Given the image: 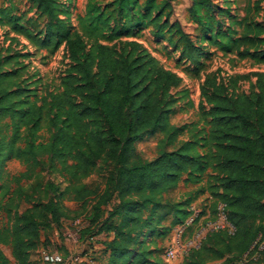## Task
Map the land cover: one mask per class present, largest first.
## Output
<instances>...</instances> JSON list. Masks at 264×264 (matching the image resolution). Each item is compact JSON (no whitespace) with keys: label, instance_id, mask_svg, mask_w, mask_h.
I'll list each match as a JSON object with an SVG mask.
<instances>
[{"label":"trees","instance_id":"obj_1","mask_svg":"<svg viewBox=\"0 0 264 264\" xmlns=\"http://www.w3.org/2000/svg\"><path fill=\"white\" fill-rule=\"evenodd\" d=\"M31 1L37 16L28 19L29 25H13V30L50 50L64 44L71 67L62 81L61 93L49 95V99L31 97L28 85L15 82L18 71L6 68L19 56L4 55L0 48V166L11 158L34 166L41 156L47 155L53 166L61 165L59 171L70 176L69 180H80L91 175L101 161L110 162L111 173L102 192L75 189L74 200L82 201V206L90 210L76 216L73 223L77 219L85 222L80 239L86 238L90 243L96 238L101 243V235H111L109 241L101 244L111 253L113 262L124 260L122 264H155L149 259L148 250L141 247L134 252L130 246L150 228L163 195L176 190L181 183H201L211 170L206 189L213 200L211 214L215 217L218 205L225 204L228 221L236 232H209L200 247L185 256L190 264H202L190 260L204 251L213 252L208 247L213 242L225 246L224 238L228 237L226 246L236 251L226 256L225 262L234 264L264 231V81L258 79L248 93H237L240 76L226 81L221 70L208 75L200 92L209 107V129L194 134L193 127L179 128L168 121L169 110L176 103L172 90L182 79L160 67L139 42L129 41L116 49L95 41L88 49L83 37L73 31L70 20L61 17L59 0ZM176 5L177 0H167L152 22L161 35L160 28L168 26L178 38L182 56L199 67L202 48L184 29L180 16L176 17ZM258 5H248L240 22L229 9L217 7L213 0H189L187 12L199 38L223 51L236 49L241 59L264 64V8ZM96 7L89 10L91 34H95L96 23L108 20L105 12ZM256 7L263 11L261 21L251 17ZM163 14L166 20L159 26ZM226 18L229 28L225 30L222 23ZM234 24L241 26V34L231 28ZM110 30L112 36H118L125 28ZM45 110L52 134L48 140L40 141ZM4 127L11 130V139L1 136ZM185 132L190 133L193 141L164 150L153 160L142 159L135 150V144L146 135L162 133L172 144ZM203 133L205 136L199 138ZM17 143H23V147H15ZM198 148L205 149L206 155L199 154ZM29 176L23 173L15 177V196H24L20 182ZM74 188L72 184L64 191L57 189L47 203H36L23 213L15 212L8 235L0 229V264H12L2 249V245L9 243L17 264H36L31 254L38 247L41 232L61 229L66 217L61 199ZM92 195L94 199L88 200ZM114 198L118 203L113 209H106ZM192 206L189 203L186 217L177 225L192 216ZM116 219L119 224L114 222ZM198 224L199 221L189 228L190 235ZM215 252L221 253L223 248Z\"/></svg>","mask_w":264,"mask_h":264},{"label":"rangeland","instance_id":"obj_2","mask_svg":"<svg viewBox=\"0 0 264 264\" xmlns=\"http://www.w3.org/2000/svg\"><path fill=\"white\" fill-rule=\"evenodd\" d=\"M167 0H59L61 6V17L69 19L73 31L79 33L86 45L90 49L96 42L118 49L129 41L139 42L156 59L158 65L176 73L182 83L172 90L176 98V103L170 108L168 121L175 127L191 126L194 134L201 129H209L206 113L208 105L201 96V86L208 75L221 70V76L228 81L231 78L240 76L235 91L237 93H248L252 90L258 79L264 81V64L257 63L249 59H241L236 49L229 51L221 50L220 46L212 45L207 40L199 38V31L194 30L193 23L189 21L188 5L189 0H177L175 15L180 16L184 29L191 34L194 42L202 48V65L197 67L190 63L181 54V48L177 44V36H173V31L169 27L160 28L152 20L159 14L160 8ZM217 7L229 9L231 15L236 16L240 22L245 17L248 5L254 7L259 3V8H264V0H213ZM96 5V6H92ZM93 7L105 12V23L95 24V34H91L90 25L92 16L89 10ZM204 16L205 13L202 12ZM36 6L31 0H0V48L3 54L17 55L16 60L6 66L7 69L17 70L15 82L24 83L32 90L31 97L42 98L49 95L59 94L62 91V81L71 67L65 45L58 48L47 49L35 45L22 34L13 30V25L26 26L31 23L28 19L36 17ZM145 16H148L145 18ZM88 17V19H87ZM251 17L261 21L263 11L257 7L252 12ZM19 18L20 20H18ZM18 20V21H17ZM166 20L165 14L161 15L158 21L159 26ZM28 23V24H27ZM125 28L116 36L111 35V28ZM223 29L229 28V21L226 18L222 23ZM238 34L242 33L239 24L231 27ZM160 30V31H161ZM8 52H6V50ZM33 100H35L33 98ZM41 105V102L38 103ZM49 113L44 111V120L40 141L50 138L52 131L48 123ZM6 121L2 122L4 125ZM5 135L11 139L12 132L4 127L1 136ZM205 134H200L199 138ZM192 139V140H191ZM185 141H193L190 133L185 132L178 136L172 144H168V137L162 133L146 135L135 144L137 154L144 160H153L164 150L178 148ZM15 147H23V143H17ZM199 154L206 155V150L198 148ZM3 159V158H2ZM71 163H68L70 165ZM0 229L4 235H8L13 223L15 212L23 213L36 203L45 204L57 194V189L61 192L72 184L74 190L64 194L62 203L66 211V217L62 219L60 228L42 230L38 247L32 252V259L36 264H45L42 260L41 251L44 249L58 251L65 258L79 256L84 261L94 264H122L124 260L115 259L113 262L111 253L103 247L102 242L109 241L112 236L103 238L101 243L96 238L90 243L86 238L80 239V232L74 225L73 220L78 215L86 214L84 211L90 210L87 206H82V201L74 200L75 189H86L87 191L102 192L107 183L112 166L108 161H101L97 168L88 177L80 180H69L70 176L59 171L61 165L53 166L47 155L39 158V164L31 166L17 158L5 161L4 166H0ZM23 173H28L29 178L20 182V187L24 194L17 197L14 194L17 188L15 177ZM211 170L205 173L202 182L199 184L181 183L176 190L162 196L159 200L161 206L157 209L151 221L150 228L136 237L134 244L130 246L134 252L141 247L151 253V259L155 264H190L184 254L179 252L178 258L169 261L166 252L174 240L175 229L180 226L178 222L186 217L189 203L201 211V217L209 221H216V216L211 214L213 200L209 197L206 189L209 187ZM205 191V192H204ZM207 192V193H206ZM94 199V196L88 200ZM118 203L114 198L106 209L110 210ZM144 216H148L145 213ZM119 224V219L114 220ZM264 226V221L262 222ZM84 225V224H83ZM83 227V226H82ZM146 233V234H145ZM190 237V232L186 238ZM223 240V239H220ZM223 244L217 245V241L210 246L213 252L204 251L196 256L195 262L202 264H222L225 257L231 255L236 250L228 249V237L224 238ZM234 246V245H233ZM223 248V252L217 253ZM2 249L12 264H17L12 255L11 243L2 245ZM84 264V262H79ZM65 264H70L65 263Z\"/></svg>","mask_w":264,"mask_h":264},{"label":"built area","instance_id":"obj_3","mask_svg":"<svg viewBox=\"0 0 264 264\" xmlns=\"http://www.w3.org/2000/svg\"><path fill=\"white\" fill-rule=\"evenodd\" d=\"M191 210L193 211L192 216L174 230V240L166 252L169 261L177 259L179 252L186 255L191 249L200 247L209 232L227 230L231 235H234L236 232V228L228 221L226 205L223 203H220L217 207L216 221L202 218L201 211L196 206H192ZM197 221H199L197 228L192 232L190 237L186 238L189 228L196 224ZM74 225L78 228L77 231L81 232L85 227V222L82 219H77ZM41 256L45 264H65L68 262L74 264H80L79 262L94 264L90 261H84L79 256L65 258L58 251L48 249L42 250ZM222 264L227 263L224 261ZM234 264H264V231L257 235L250 248Z\"/></svg>","mask_w":264,"mask_h":264},{"label":"crops","instance_id":"obj_4","mask_svg":"<svg viewBox=\"0 0 264 264\" xmlns=\"http://www.w3.org/2000/svg\"><path fill=\"white\" fill-rule=\"evenodd\" d=\"M70 264H74V263H70Z\"/></svg>","mask_w":264,"mask_h":264}]
</instances>
